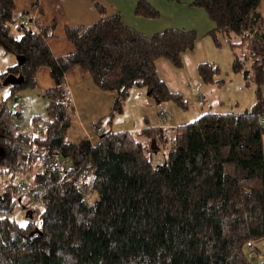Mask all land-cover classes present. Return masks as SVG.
Returning <instances> with one entry per match:
<instances>
[{"label": "trees", "instance_id": "1", "mask_svg": "<svg viewBox=\"0 0 264 264\" xmlns=\"http://www.w3.org/2000/svg\"><path fill=\"white\" fill-rule=\"evenodd\" d=\"M261 1L193 0L214 24L208 36L217 46L221 39L228 44L232 72L256 86L255 101L243 113H205L171 128L161 104L187 106L159 77L156 62L182 68V55L195 46L194 31L167 29L146 37L113 15L86 28L67 27L75 51L54 57L46 39L54 37L55 22L35 31L29 20L26 26L19 23L26 15H14V0H0V47L17 58L0 72V83L8 76L22 78L7 85L11 91L0 106V174L7 173L0 183V264H253L255 251L245 246L264 238ZM134 13L159 15L145 0ZM41 67L54 82L42 93L46 117L37 116L40 125L33 122L23 131L17 94L36 87ZM73 67L87 71L100 90L116 93L110 114L93 124L95 144L66 137L64 76ZM197 71L205 84L216 82L219 72L209 63H199ZM132 89L150 92L165 109L158 114L162 123L114 132L112 120L123 112ZM55 151L58 167L49 162ZM36 203L41 205L37 218ZM17 205L25 224L12 218Z\"/></svg>", "mask_w": 264, "mask_h": 264}, {"label": "crops", "instance_id": "2", "mask_svg": "<svg viewBox=\"0 0 264 264\" xmlns=\"http://www.w3.org/2000/svg\"><path fill=\"white\" fill-rule=\"evenodd\" d=\"M139 0H14L13 13L16 17L26 15L25 19L29 20V25L35 31L48 27L55 22L54 37L46 39V44L54 57H61L74 53L73 45L68 42L65 29L77 27H89L101 18L113 15L120 16L122 23L146 37H151L167 29H179L194 31L198 38L208 36V33L214 29V24L208 19L205 11L192 5L193 0H145L150 6L158 12L157 18H146L134 13L136 4ZM98 4L102 7L103 12L99 13L95 7ZM258 13L264 18V0H262L257 9ZM166 61L160 59L156 62L159 75V63ZM168 62V61H167ZM15 64V63H14ZM13 64V65H14ZM7 66L11 65H6ZM264 72V68H263ZM160 77V75H159ZM67 113L70 117V128L66 131V137L71 141L78 143L82 139H88L91 144L98 142L99 137L93 124L104 120L113 106L116 93L104 92L100 90L93 82L87 71L80 67H73L64 76ZM54 88V82L50 78L49 70L41 67L36 71V87L34 96L43 98L42 93ZM264 97V87L261 88ZM144 90L133 89L129 97L123 104L124 113L125 105L133 98H138L139 106L144 107L142 95ZM46 100V99H45ZM17 101V100H16ZM47 102V101H46ZM46 107V106H45ZM141 111L143 115V125L135 126L134 124L122 131L114 132H135L142 128H154L161 125L162 120L159 115L158 119L151 117V111ZM34 110V107H32ZM37 112V111H36ZM217 113V112H216ZM35 115L32 123L36 122ZM40 117V116H39ZM39 122V121H38ZM166 126L176 127V124L165 121ZM33 125V124H32ZM40 125V124H39ZM106 129L108 126L104 125ZM254 258L264 259V238L251 243Z\"/></svg>", "mask_w": 264, "mask_h": 264}, {"label": "rangeland", "instance_id": "3", "mask_svg": "<svg viewBox=\"0 0 264 264\" xmlns=\"http://www.w3.org/2000/svg\"><path fill=\"white\" fill-rule=\"evenodd\" d=\"M16 61L15 56L4 53L0 47V72L5 69L6 65H13ZM182 61L183 67L180 69L173 67L167 61H160L159 63L160 78L165 82L171 92L182 95L187 106L186 109H180L174 103H162L161 107L167 110L168 122L181 123V125L188 124L196 121L205 113H243L251 108L255 101L254 91L256 86L252 81H244L241 74L232 72V53L224 40L221 39V44L217 46L209 36H204L203 38L197 37L194 49L185 52L182 55ZM199 63H209L218 68L219 72L215 76L216 82L205 84L202 81L197 71V65ZM10 91L11 89L8 86H3L0 83V106L1 101L10 94ZM141 97L145 101L143 103L145 108L141 109V105L138 104L140 102H137L138 98H133L128 101L125 105L124 113L114 118L112 128L115 131H122L131 127L133 124L138 126L142 123L143 125L144 114H141V111L147 110L146 106L151 111V117L153 116L155 119H158L157 115L162 108L156 105L147 93ZM17 99V104L24 109L22 118L19 121L24 127L22 129L23 131L34 126L32 125V119H34L33 117L35 115H39L41 118L46 117L45 106L47 102L43 98H36L34 96V90L26 89L21 91L17 94ZM32 107H34V110H32ZM38 121V118H36L37 125L40 124ZM162 154L163 148L161 147L155 154L156 158L160 159ZM6 174H0L1 184L7 179ZM19 177L20 174L17 173L13 179L17 181ZM93 194L89 197V202H93ZM32 208L37 210V213L34 214V217L37 218L38 212L41 210V205L36 203ZM12 218L20 224L27 222V217H25L21 205L15 206ZM245 249L251 253V249L250 247L247 249V245ZM259 259L254 258L253 264H259Z\"/></svg>", "mask_w": 264, "mask_h": 264}, {"label": "built area", "instance_id": "4", "mask_svg": "<svg viewBox=\"0 0 264 264\" xmlns=\"http://www.w3.org/2000/svg\"><path fill=\"white\" fill-rule=\"evenodd\" d=\"M19 23L26 26L28 24L27 20L25 18H21L19 20ZM17 108V107H16ZM162 113L165 112V109L161 110ZM258 123L260 125H264V115L260 116L258 118ZM49 162L52 164L53 167H58L60 165V155L57 151L53 152L49 157Z\"/></svg>", "mask_w": 264, "mask_h": 264}, {"label": "water", "instance_id": "5", "mask_svg": "<svg viewBox=\"0 0 264 264\" xmlns=\"http://www.w3.org/2000/svg\"><path fill=\"white\" fill-rule=\"evenodd\" d=\"M17 59V58H16ZM22 78H16L14 76H8L4 81H3V86H7V85H12L15 83H20ZM147 95H150V92L147 93ZM151 147H156L155 145V139L151 140ZM3 154V149L0 148V156ZM26 215H28L29 217L32 216V211L29 209L26 211Z\"/></svg>", "mask_w": 264, "mask_h": 264}]
</instances>
